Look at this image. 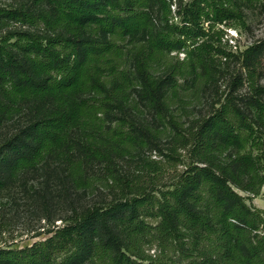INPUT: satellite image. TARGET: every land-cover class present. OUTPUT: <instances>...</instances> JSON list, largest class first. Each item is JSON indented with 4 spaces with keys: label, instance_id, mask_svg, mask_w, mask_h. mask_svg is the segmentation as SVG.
Masks as SVG:
<instances>
[{
    "label": "trees",
    "instance_id": "16d2710c",
    "mask_svg": "<svg viewBox=\"0 0 264 264\" xmlns=\"http://www.w3.org/2000/svg\"><path fill=\"white\" fill-rule=\"evenodd\" d=\"M175 1L0 5V129L25 120L0 144V193L48 169L72 212L45 240L0 248V264H264V212L238 192L264 186L262 48L229 49L215 29L242 25L250 0ZM233 58L246 76L189 120L182 88ZM180 149L185 169L158 186L147 152L170 163ZM97 189L101 202L74 201Z\"/></svg>",
    "mask_w": 264,
    "mask_h": 264
},
{
    "label": "rangeland",
    "instance_id": "374dc122",
    "mask_svg": "<svg viewBox=\"0 0 264 264\" xmlns=\"http://www.w3.org/2000/svg\"><path fill=\"white\" fill-rule=\"evenodd\" d=\"M22 1L26 2L28 0H0V5ZM175 3H177V0ZM175 9L176 5L174 4L172 5L173 12H175ZM244 9L245 22L242 25L238 23L233 26L218 24L215 29H222L220 32L222 42L229 49L243 51L250 46L261 45L262 56L260 57L258 81L264 85V0H250ZM184 55V53H180L179 58L182 59ZM219 63L220 68L218 70L221 76L217 78V82L210 85L198 82L194 85L195 87L191 88L190 86V89L185 90L182 88L180 95L187 102L185 105L187 106L189 120L210 113L213 104L218 102L217 100L220 98H224L232 90L233 78L237 76H243L244 78L246 76V70L242 68L238 58H233L226 64ZM181 82L184 83V79H181ZM236 93L238 95L248 94V83H242ZM24 125L25 120L23 119H15L6 124L0 129V144L14 135ZM179 152L181 155H178L170 163L158 151L147 152V158L158 162L160 165L158 173L162 175L158 178V186L166 188L171 184L172 179L185 169L184 161L188 160L187 151L180 149ZM49 172L48 169L30 172L25 175L24 183L0 193V248H23L31 246L37 241L45 240L52 234L49 233L50 230L65 224V219L72 217L69 203L63 204L62 200L60 201V198L56 195L58 192L57 180L56 178L52 179L55 176L54 174L48 175ZM141 175L143 180L148 182L156 174L147 171ZM44 179L50 180L52 190L45 195L43 193L45 189H42ZM52 184H55V186ZM238 192L245 196L246 203L250 207L264 212V186L258 195L241 190H238ZM99 194L107 196L106 191L97 189L81 194L79 198L74 196L76 197L74 201L77 200L76 204L82 208L95 201H100ZM150 248L147 253L153 256L160 253V249L156 244Z\"/></svg>",
    "mask_w": 264,
    "mask_h": 264
}]
</instances>
